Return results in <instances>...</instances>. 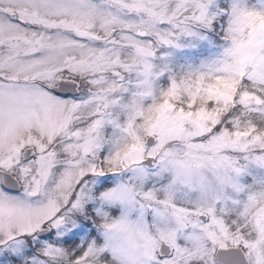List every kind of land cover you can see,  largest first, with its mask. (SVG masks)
Masks as SVG:
<instances>
[{"label": "snow or ice", "instance_id": "obj_1", "mask_svg": "<svg viewBox=\"0 0 264 264\" xmlns=\"http://www.w3.org/2000/svg\"><path fill=\"white\" fill-rule=\"evenodd\" d=\"M0 264H264V0H0Z\"/></svg>", "mask_w": 264, "mask_h": 264}]
</instances>
